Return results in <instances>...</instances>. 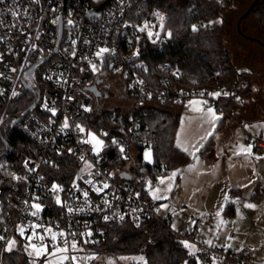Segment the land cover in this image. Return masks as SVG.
<instances>
[{
  "label": "built area",
  "instance_id": "built-area-1",
  "mask_svg": "<svg viewBox=\"0 0 264 264\" xmlns=\"http://www.w3.org/2000/svg\"><path fill=\"white\" fill-rule=\"evenodd\" d=\"M130 4L131 0H4L0 3V108L3 113L9 103L22 96L25 88L23 81L32 86L27 77L32 66L36 68L46 64L42 69L44 87L41 99L35 106L40 110L32 109L20 121V128L30 137L35 148L25 160L26 173L18 175L20 183L17 187L22 192L14 193L8 199L18 214L0 234L4 237L0 240V256L7 248V241L14 236L24 246V242H28L26 237L32 234L33 225L41 226L35 230L45 235V243L50 244L51 241L44 229L52 228L65 233L64 239L69 246L75 242L86 249L87 244L106 238L107 226L127 221L140 226L145 219L152 217L184 247L183 242H187L196 248L194 254L185 247L189 259L180 264H261L249 251L207 243L201 237L203 220L200 217H192L184 231H177L171 226V213L165 218L158 214L159 201L153 199L146 187L147 181H151L150 189L154 188L158 184L157 177H139L133 170L138 151L133 140L128 138V129L124 124L116 129L121 134L112 137L113 144L121 146V153L126 159V164L116 171L100 162V153L106 150L107 143L96 153L91 142H84L89 140L91 131L84 121L86 114L95 111V108L97 112L101 111L97 109L98 96L91 86L100 80L97 88L101 92L104 75L113 74L110 69L121 58L118 33L122 38L130 30H134L132 34L140 35L135 27L123 22ZM99 7L100 15H89L90 9L97 11ZM13 11L17 15L13 16ZM160 16L159 10L155 9L149 20L141 25H148L146 33L151 31L154 34L151 38L148 36L152 41L164 40L168 35V32L162 34ZM203 24L197 22L194 27ZM60 33L57 51L48 60L40 61L55 49ZM128 40L131 47L133 41ZM101 48L109 51L97 57L96 52ZM92 64L96 65L95 71ZM165 67L169 68L168 65ZM131 71L133 76L128 84L124 80V85L127 91L128 87L133 89V95L128 92L135 101L132 108L151 103L136 100L137 94L149 93L148 82L136 74L135 68L128 69L127 75ZM116 73L122 76L120 69ZM14 91L16 95H13ZM218 92L224 94V90ZM190 97L188 92H184L179 99L185 101ZM207 101L209 105L216 106L218 97L209 96ZM65 121L69 125L67 128L63 127ZM77 125L84 131L80 132ZM133 129L131 125L129 132ZM99 134L102 137L106 135L103 131ZM249 140L253 142L255 151L264 154V129L251 134ZM67 158L74 161V169L63 172L65 176L72 175L68 183L59 172L52 171ZM163 170V167L158 169L160 172ZM122 172L130 174L131 178L122 177ZM104 184L108 187H103ZM53 185L58 186V191L52 190ZM57 197L60 203H57ZM228 199L232 202L238 198L231 191ZM33 203L41 205L38 217L31 215L35 211L31 207ZM69 209L72 211L69 212ZM20 227L25 228L23 236L18 231ZM33 242L39 243L35 238ZM57 242L63 246L59 238ZM49 250L52 251V248L49 247ZM72 253L69 247L67 255L72 256ZM68 262L65 261V264ZM132 264L150 263L139 260Z\"/></svg>",
  "mask_w": 264,
  "mask_h": 264
},
{
  "label": "trees",
  "instance_id": "trees-1",
  "mask_svg": "<svg viewBox=\"0 0 264 264\" xmlns=\"http://www.w3.org/2000/svg\"><path fill=\"white\" fill-rule=\"evenodd\" d=\"M230 1L131 0L123 22L135 27L140 35L136 36V33L132 34L134 30H130L122 38L118 33L121 58L110 70L116 73L120 69L123 79L128 84L133 72L127 75V70L135 68L136 74L141 75L148 82L149 90V93L137 94L135 98L142 102H152L128 110L121 108L102 109L101 112L91 110L86 114L84 121L88 129L106 133L103 137L107 139L108 146L100 153L102 164L114 171L126 164L121 146L112 142V137L121 134L116 129L122 124L128 129V138H131L137 146L138 153L133 170L139 177H157L189 162L191 160L189 154L176 143L178 114L158 107L157 104L167 108L169 105L181 103L183 101L179 97L184 92H188L192 97L203 96L207 99L209 93L224 90V94L218 97V104L214 106L222 112V117L212 135L205 140L199 150L204 156L212 152L215 134L224 126L225 117L234 108L245 106L254 97L255 92L252 87L251 72H239L234 66L231 54L225 46L227 28L224 22L217 19L219 7ZM155 9H158L164 18L160 23L162 34L168 32L164 40L152 41L148 38L146 29L139 30ZM251 14L259 21L264 35V0L258 2ZM197 22L204 24L195 28L194 24ZM210 23L214 26L210 27ZM128 39L133 41L131 47L128 45ZM45 65L42 64L28 72V77L34 78L31 79L34 90L24 88L22 96L8 104L0 125V154L10 146L14 147L12 152L0 158L2 189L0 234L10 226L18 214L17 209L9 204L8 199L10 195L22 192L17 187L20 183L18 175L26 173L25 160L35 148L30 137L20 128V121L16 123L15 119L23 115L36 100L38 93H42L44 87L42 69ZM166 65L169 68H166ZM241 82L245 83L241 84ZM233 89L236 91L233 92ZM128 92L133 95L131 87H128ZM33 109L38 111L40 107ZM2 110L0 108V113H3ZM131 125L134 129L129 132ZM5 140L9 141V145L5 144ZM146 145L153 154L151 162L142 159ZM60 164L52 171L59 172L68 183L72 175L65 176L63 172L65 169H74V161L67 158ZM160 167L164 168L161 172L158 171ZM231 191L235 192L234 189ZM254 195H260V192ZM225 211L232 213L233 204L227 205ZM106 230L104 240L87 244V248L99 251L113 249L118 255L141 254L150 264H180L189 259L183 244L152 217L145 219L140 226L127 221L107 226ZM1 259L3 264L6 262L30 264V259L21 243L11 251L5 250ZM43 260L44 258L34 264H42Z\"/></svg>",
  "mask_w": 264,
  "mask_h": 264
},
{
  "label": "rangeland",
  "instance_id": "rangeland-1",
  "mask_svg": "<svg viewBox=\"0 0 264 264\" xmlns=\"http://www.w3.org/2000/svg\"><path fill=\"white\" fill-rule=\"evenodd\" d=\"M240 1H242V3ZM252 1L253 0H231L230 2L222 4L219 7V16L217 19L218 21H222L225 23L228 32V34L225 36V46L230 52L233 64L239 72L242 71L243 64L250 65L251 69H253V72L251 73L253 76L252 87L255 91L254 96L257 97V99L253 101L252 98V102H248L247 106L245 105L246 108H249L250 113L247 114V116H240V124L234 122L233 127L235 128V132H233V137L231 135V139H233V142H227V145L225 146L227 151L226 156L224 159H221V157H219L218 160L220 164H225V167L223 168H226L229 173L233 166L241 164L243 166L245 165L251 167L260 174L264 175V154H260L259 152L255 151L253 142L249 140L251 134L258 133L264 127V118H260L261 115H264V106L262 104L264 93V46H262L258 42L244 38L239 34L237 28L239 16L247 9L248 5H250ZM242 29L248 35L259 37L260 39L264 40V35L260 29L259 21L252 14L248 18L243 20ZM97 72L100 71L97 70ZM104 76L105 83L103 86H101V93L98 95L97 104L101 103L102 109L107 110L114 108H121L122 110L131 109L132 106H134L135 101L129 95L127 89L125 88L123 76H121L119 73H106ZM28 79L31 81V79L34 78L28 77ZM190 100L207 101V99L203 96H193L177 104V108H179V111L177 112V114H179V123L176 128V143L183 149L188 148V152H193L194 148L192 147V145H196L197 147H199V144L201 143V141H203L201 140V137H204L209 131L212 132L213 128L211 127L208 116H206L202 112L191 110V108L188 106V102ZM204 107L205 110L207 107H211L217 116L222 117V114L218 112L214 106L207 103V105H205ZM3 116L4 113H0V125L3 121ZM217 122L218 121H215V126ZM90 134H94L98 140L103 141V145L99 148L98 151L100 152L101 148L107 143V139L102 137L99 132L95 130H91ZM226 141H229V138ZM91 143L94 146L95 142L93 141ZM240 145H243L244 147H248L249 145H251L252 154H239L242 156L235 155L234 153L238 151V147ZM95 151L97 153L96 148ZM146 151L151 152L152 161L153 154L148 147L143 150V161L149 162L145 159ZM257 157L260 158L257 159ZM200 158L201 157H199L198 160H201ZM255 161H257V164ZM180 170L181 169H175L172 172L160 174L159 176H157L158 184L154 188L150 189L149 182L151 181H147L146 187L152 194V192L156 188L165 189L167 183H171V191L162 193V195L166 196L167 198L159 199L161 201L159 202V206L157 208L159 209V211L157 212L163 218L171 213L173 215V222H171L172 228L177 231H184L188 227L189 221L192 218V216L188 215L187 211H190L192 209L191 205H193L194 203H199V205L202 203L204 204V198L208 195V192L206 191L203 193L199 181L196 178L188 175L186 172H181ZM173 172L176 173V176L171 181H168L167 178L170 177ZM178 175H180V178ZM161 178L165 179V184L159 183V180ZM219 188H222L221 185L219 186ZM230 192L231 190H229L228 187L226 188L225 193L220 194L218 198H216L217 193L215 192L213 194V198L210 200L215 207L223 208L219 217L213 215L209 221L206 218V216H208L209 214L206 216L193 214V217H202V220L209 222L210 225H207L204 221L205 223L202 226L201 230L203 231V229L206 227L210 234H214V236L216 235L217 244L226 247L232 246L237 250H244L245 248L249 247L252 250L255 249L254 251L256 252L262 251L263 253L261 252L259 254L261 257L257 256V254L253 255L252 257H255L256 259H254L257 262L264 264V240H262L260 243H252L254 242L253 238H256L257 235L261 233H264V226H261L260 224V221L264 220V215L261 217V220L258 219V221H256L255 223L252 220L253 218H249L248 213L242 208V206H240V208L238 209V213L236 214L235 209L232 213L225 211V205L226 203H229V199L225 200V196H227L228 198ZM219 198L220 203H222L221 206L219 204ZM165 204L168 207L162 208L161 205ZM221 219L225 223H223L220 227H217V224ZM230 232H233V235H229ZM212 238L204 236V239L207 243L208 241H212ZM13 239L17 241L15 246L17 247L19 242L18 237L14 236L11 240ZM28 243L29 242H24V250L30 259V264H34L44 257L47 258L46 261L50 259L53 261V264H58L56 257L47 255L36 257L34 254L29 255V252H31L32 250L30 248H27ZM188 244L193 246L190 243ZM77 249L80 250H73L72 256L92 257L91 259L82 261V264H129L130 262L133 263L139 260L144 261L141 254L118 255L114 252L113 249L99 251L96 249H85L81 246H77ZM188 249L195 254V247V250H193V248L191 247H188ZM48 252H51L49 248ZM70 263L71 261L68 262V264ZM0 264H3L1 256ZM5 264L9 263L6 262ZM63 264H65V261L63 262Z\"/></svg>",
  "mask_w": 264,
  "mask_h": 264
},
{
  "label": "crops",
  "instance_id": "crops-1",
  "mask_svg": "<svg viewBox=\"0 0 264 264\" xmlns=\"http://www.w3.org/2000/svg\"><path fill=\"white\" fill-rule=\"evenodd\" d=\"M240 2L242 3V1ZM245 69H248V70H245ZM252 70L253 69H251L250 65L243 64L242 71H248L252 73L253 72ZM255 99H257V97L254 96L253 101ZM262 100H263L262 104L264 106V93H263ZM249 102H252V99ZM247 105L248 103L246 104V106ZM157 106L164 108V109H168L169 111L175 114H177V112L179 111V108H177V104L169 105L167 106V108L164 107L162 104H157ZM217 111L220 112L219 110ZM220 113L222 114V112ZM249 113H250L249 108H246L245 106L236 107L225 117V124L220 130H218V132H216L215 137H214V140H215L214 149L208 156H204L200 154L199 151L195 154V156H193L191 155L192 152L185 151L189 154V156L191 157V160L181 165L177 169L178 170L181 169L180 170L181 172L184 171L188 175L192 176L193 178H196L201 185L202 192L203 193L206 191L208 192V195H207L208 197L206 196L204 198V204L202 203L203 205L202 204L199 205V203L197 204L194 202H193L194 204L192 203L193 204L191 205L192 209L190 211H187L189 216L193 217L194 216L193 214H198L199 216L200 215L206 216L209 214L208 216H206L208 221L212 218L213 215L216 216V213L220 210L221 207H215L214 204L210 200L213 198V194L215 192L217 193L216 198H218L220 194L225 193L226 188L228 187H229V190H233V189L235 190V194L237 195V198H238L237 199L238 204H235L234 201L229 202L228 204L226 203L225 210H226L227 205L233 204L234 209H235V214H236L238 213V209L240 208V206H242V208L248 213L249 218L250 219L253 218L252 220L255 223L256 221H258V219L261 220V217L264 215V175L260 174L259 172H257L255 169H252L251 167H248L245 165L243 166L241 164L233 166L229 173L226 168H223L225 167V164L224 165L220 164L218 160L219 157H221V159L225 158L226 153H227L225 146L227 145V142H233V139H231V135L233 137V132H235V128L233 127L234 122H237L240 124L241 122L240 116H244V115L247 116V114ZM260 118H264V115H261ZM220 119L217 120L218 122L215 128L213 129V131L216 129L217 125L219 124ZM244 120H247V119H244ZM263 129L264 127L262 128V130ZM228 138H229V141H226ZM204 142L205 140L201 141L202 144ZM238 156H242V155H238ZM199 157H201L200 158L201 160H198ZM255 162L257 164V161ZM189 166H194V167L192 168V170H189ZM224 171H225V174H224ZM178 176L180 178V175ZM220 185L222 187L221 189L219 188ZM257 192H260V195L255 196L254 194ZM158 201L160 202L161 200H158ZM219 204L220 206L222 204L220 203V198H219ZM245 204H253L255 205V207L254 208L243 207V205ZM204 221L205 220H203V225L205 222L207 225H210L208 221H205V222ZM171 222H173V219ZM260 224L261 226H264V220L260 221ZM229 235H233V232H230ZM204 236L205 237L208 236L209 238L213 237L210 244H217L216 243L217 236L216 235L214 236V234H210L206 227L203 229V231L201 230V237L203 239H204ZM253 240H254V242H252L253 244L260 243L262 240H264V233L257 235V237L253 238ZM229 247L234 248L232 246H229ZM244 250L249 251L252 256L255 254H257V256H260L259 254L262 252V251L256 252L254 251L255 249L252 250L249 247L245 248ZM46 259L47 258L44 257L42 264L45 263Z\"/></svg>",
  "mask_w": 264,
  "mask_h": 264
},
{
  "label": "snow or ice",
  "instance_id": "snow-or-ice-1",
  "mask_svg": "<svg viewBox=\"0 0 264 264\" xmlns=\"http://www.w3.org/2000/svg\"><path fill=\"white\" fill-rule=\"evenodd\" d=\"M4 0H0V3H3ZM12 15L15 16L17 15V13L15 11L12 12ZM159 15V14H157ZM161 21H163V16L159 17ZM148 28V25L145 24L144 27L140 28V31H145V29ZM147 35L151 38L154 34L149 31L147 33ZM158 35V33L156 34ZM109 49L107 48H101L99 49L98 52H96V56L97 57H102L104 53L108 52ZM73 55H75V53H73ZM91 63V62H89ZM92 69L93 71L96 70V65L92 64ZM17 93L14 91L13 95H16ZM203 95V94H201ZM208 95L210 96H214V97H219L220 93H209ZM225 95H227V93H225ZM205 105H207V101H202V100H190L188 102V106L191 108V110L196 111V112H202L204 113L206 116L209 117V122L211 123V127L214 129L215 128V121L219 120L220 117L216 115V113L214 112V110L211 107H207L205 110ZM87 110V109H86ZM53 114H55L53 112ZM69 125L67 123V121H65L63 127L67 128ZM80 132H83L84 129L81 128L79 125L76 126ZM212 132L209 131L204 137H201V140H206L208 136H211ZM90 136V140H86L84 141L85 143H90V142H95L94 147L96 148L97 152L99 151V148L103 145V141H100L96 138V136L94 134H89ZM115 143V141H114ZM192 147L194 148V151L191 153V155L195 156V153L198 152L200 150L201 147H203V144L200 143L199 147H197L196 145H192ZM121 151H123V149H121ZM184 151H188V148H184ZM235 155H239V154H245V155H251L252 154V146L249 145L248 147H244L243 145H240L238 147V151L234 153ZM260 157H257V159H259ZM145 159L149 162H151V152L150 151H146L145 152ZM198 159V158H197ZM90 167V166H88ZM194 166H189V170H192ZM176 176V173L173 172L171 174L170 177H168V181H171L174 177ZM90 183V181H89ZM160 184H165L166 181L164 178H161L159 180ZM149 185L151 187V182H149ZM103 187H108L107 184H104ZM171 183H167V186L165 189H160V188H156L153 192H152V196L153 199H166L167 197L162 195L163 192H167V191H171ZM52 190L53 191H58V186L57 185H53L52 186ZM96 191H101V189H96ZM85 197H87V192L84 193ZM227 196H225V200H227ZM57 203H60L59 197H57ZM234 203H238V201H234ZM32 208L35 209V211H33L31 213V215L33 217H38L40 211L42 210L41 205L39 203H33L31 205ZM162 208H167L168 206L165 205H161ZM243 207L246 208H254L255 205L253 204H245L243 205ZM223 210V208L221 207L220 211H218L216 213V216L219 217L221 215V211ZM72 209H69V212H71ZM157 211H159V209H157ZM105 219H108V217H105ZM121 219H123V217H121ZM223 223H225L222 219L218 222L217 227H220ZM41 227L40 225H33V231L32 234L27 236L26 239L28 240V245L27 248H30L32 251L29 252V255H35L36 257H40L42 255H47V256H52V257H56L58 264H63L64 261H71L72 264H82V261L87 260V259H91L92 257H77V256H69L67 255V253L69 252V247L71 248V250L74 251H79L80 249H77V245L75 242H72L71 245L69 246L68 241L66 239H64L65 237V233L63 231L60 232H56L53 231L52 228H45L44 232L48 234V236L50 237V241L51 243H45V235L39 234L36 232V228ZM19 233L21 236H23L25 234V228L24 227H20L18 229ZM72 235H75L74 233ZM90 235V234H89ZM36 239L39 241V243H34L33 239ZM58 238L60 240H62L63 242V246H61L60 243H58ZM0 240H4L3 236H0ZM17 241L15 239L7 241V251H11L15 246H16ZM185 244V247H191L194 249V246L189 245L187 242H183ZM208 243H211V241H208ZM51 247L52 251L48 252V248ZM142 259V258H140ZM47 264H53L52 260H48Z\"/></svg>",
  "mask_w": 264,
  "mask_h": 264
},
{
  "label": "water",
  "instance_id": "water-1",
  "mask_svg": "<svg viewBox=\"0 0 264 264\" xmlns=\"http://www.w3.org/2000/svg\"><path fill=\"white\" fill-rule=\"evenodd\" d=\"M260 0H253L252 2H251V4L249 5V7L247 8V10L246 11H244L240 16H239V18H238V22H237V28H238V32H239V34L240 35H242L244 38H246V39H249V40H251V41H255V42H258L259 44H261L262 46H264V41L262 40V39H260L259 37H255V36H251V35H248L247 33H245L244 31H243V29H242V22H243V20H245L246 18H248L250 15H251V12L253 11V9L256 7V5L258 4V2H259ZM100 12H101V7H99V9L97 10V11H95V10H93V9H90L89 10V15L90 16H93V15H100ZM61 33H60V35H59V38H58V44H57V46L55 47V49L51 52V53H49L47 56H45V57H43L40 61H46V60H48L51 56H52V54L53 53H55L56 51H57V49H58V47H59V43H60V40H61ZM34 66L35 65H33L32 66V68H31V70L32 69H34ZM100 82V80H98V82L95 84V85H93V86H91V89L94 91V93H95V95H99L101 92L98 90V88H97V84ZM23 85L25 86V88H27V89H29V90H34V88L29 84V83H27L26 81H23ZM40 99H41V95H40V93H38V96H37V98H36V100L24 111V113H23V115L22 116H20V117H17L16 119H15V122L17 123V122H19V121H21L22 120V118L27 114V113H29L37 104H39V102H40ZM97 109L98 110H101L102 109V104L101 103H99V104H97ZM5 144L6 145H9V141H7V140H5ZM13 149H14V147L13 146H10L7 150H5L4 152H2L1 154H0V158H2L4 155H6L7 153H10V152H12L13 151ZM121 176L122 177H125V178H127V179H129V178H131V175L130 174H128V173H125V172H122L121 173Z\"/></svg>",
  "mask_w": 264,
  "mask_h": 264
}]
</instances>
